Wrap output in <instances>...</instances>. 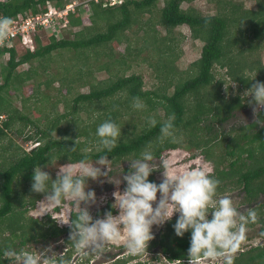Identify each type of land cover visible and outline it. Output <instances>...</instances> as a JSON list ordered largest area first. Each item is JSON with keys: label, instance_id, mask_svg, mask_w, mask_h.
<instances>
[{"label": "trees", "instance_id": "1", "mask_svg": "<svg viewBox=\"0 0 264 264\" xmlns=\"http://www.w3.org/2000/svg\"><path fill=\"white\" fill-rule=\"evenodd\" d=\"M47 1L61 9L70 0H0V18L13 19L18 14L43 12ZM191 1L122 0L111 4L104 0H87L77 5L74 11H69L65 16L67 25L59 27L63 34L66 30L71 33V38L51 34L49 41L44 42L40 33L44 29H38L31 34L33 49L26 47L23 53H18L16 45L5 48L9 50V58L5 64L0 62L3 77L0 115L5 114L6 118L0 125V137L5 135L6 129L15 127L16 119L30 121L23 110L13 106L8 94L11 93L8 89L10 83L14 89L20 90L31 75L29 70L17 72L16 68L25 63L32 65L33 61L43 65L52 54L62 59L64 50H73L75 54L67 58L60 72L66 99L74 94L75 83H87L89 86L88 92H77L72 97V113L80 108L89 110V106L99 110L100 103H104V112L79 132L72 131L68 135L66 130L67 137L63 139L51 137L59 121L56 119L48 129L37 133L36 147L20 150V146H15V150L20 152L0 169V264L9 263L8 258H3L7 247L19 251L30 242L62 235H68L64 240L70 244L71 250L64 256L70 261L75 249L69 241V225L59 226L50 215L45 220L27 215L28 207L35 205L41 193L30 199L24 195L19 197L15 185H25L21 194L30 193L34 167H43L54 157L74 163L85 157L96 160L105 155L100 150L96 128L109 118L117 122L123 113L153 112L148 114L139 130L133 125L131 133L122 135L112 152L106 154L112 165L137 158L146 146L155 150V158L170 148H195L213 163L212 174L220 181L216 197L238 187H242L243 199L250 204L259 195H264V115L253 122L222 129L223 123L233 117L234 112L249 105L247 100L250 97H245L244 93L246 89L256 81L264 82V62L261 59L264 51V2H257L251 9L237 0H207L213 2L215 12L205 15L192 6L182 8L183 2ZM86 4L89 14L82 16L87 11ZM182 24L187 25L191 36L203 45L199 58L184 72L186 77L183 74L176 79L175 61L179 53L175 50L178 39L173 32ZM157 25L164 29V34L155 28ZM74 27L78 28L72 31ZM123 42L124 50L118 51ZM2 48L0 57L4 51ZM145 50L149 51L151 58L157 56L153 65L164 81L159 92L144 90L140 74H126L130 66L128 59L133 61ZM218 68L225 69V77L222 74L217 76ZM94 71H105L108 76L95 80L92 78ZM90 78L95 81H89ZM226 79L227 91H231L230 85L234 82L235 93L225 94L222 90ZM137 98L145 105L143 109L134 108ZM159 110L163 111L162 116L158 115ZM69 114L65 112L62 116ZM153 117L157 120L155 127L149 124V118ZM169 117H174V137L161 143V124ZM81 136H86L91 143ZM89 145L93 149L86 151ZM7 147L0 145L2 150ZM149 180L155 181L153 172ZM263 207L264 201L253 207L257 218L248 221L247 225L261 223L260 231L264 238ZM109 210L115 212L108 203L105 208L98 209L96 215ZM175 220L173 218L166 224L157 242L171 261L188 258L190 245V233L186 232L183 237L175 235L172 227ZM6 232L8 234L4 236ZM128 258L122 257L110 263L124 264ZM234 264H264V242L241 251L235 256Z\"/></svg>", "mask_w": 264, "mask_h": 264}, {"label": "clouds", "instance_id": "2", "mask_svg": "<svg viewBox=\"0 0 264 264\" xmlns=\"http://www.w3.org/2000/svg\"><path fill=\"white\" fill-rule=\"evenodd\" d=\"M104 1L113 4L122 0H114L113 3ZM12 23L10 17L0 18V41L13 35ZM5 48H2L4 51L0 57V62L4 64L9 58V50ZM244 93L245 97H250L247 103L252 106L256 118L264 115V82L252 83ZM133 106L136 109L145 107L138 98ZM173 120L174 117H169L161 124V143L174 137ZM149 124L155 127L157 120L149 118ZM95 135L100 150L111 153L121 137V126L111 118L106 119L98 125ZM106 154L94 161L85 157L78 163L62 165L55 179L40 165L34 167L32 173L31 190L44 194V199L40 200L43 208L39 210L38 217L49 214L53 208L62 207L66 197L75 206V213L67 212V219L56 220L69 225V241L79 256H102L110 244H120L121 241L129 255L144 254L149 241L154 238L153 226L163 225L176 214L172 225L174 233L178 237L190 233V245L188 258L173 262L214 264L218 261L219 264H234V254L246 238L248 218L238 212L229 196L216 198L220 181L212 174L211 167L206 168L198 162L180 167L184 157L176 156L162 158L157 166L153 163L155 150L146 146L137 158L126 160L129 165L123 175L126 186L123 191L113 193L115 202L111 205V208L118 209V214L113 215L109 210L103 216L94 218L89 208L97 203V196L93 189L87 188V182L89 178H109L111 160ZM157 168L163 170V179L159 183L149 180L150 174ZM255 215V212L248 213L252 219ZM3 258H8L9 264H70L64 255L53 252L51 247L37 252L7 247Z\"/></svg>", "mask_w": 264, "mask_h": 264}, {"label": "rangeland", "instance_id": "3", "mask_svg": "<svg viewBox=\"0 0 264 264\" xmlns=\"http://www.w3.org/2000/svg\"><path fill=\"white\" fill-rule=\"evenodd\" d=\"M237 1L243 2L245 8L254 9L256 7L255 0ZM110 2H113V0H110ZM49 4L50 3L48 2L46 3L47 6ZM85 6L87 8V11L83 12L82 16H86L89 14V6L87 4ZM160 6H162V3H160ZM181 6L182 8L192 6L205 15L212 14L215 12L213 2H208L207 0H193L191 2H183ZM54 26L50 24V27H47L44 30L41 29L43 30L40 32L41 39L44 42L49 41L48 38L51 34H54V36L56 35L57 37H61V34H63L62 30L58 31V27H60L61 25H58L57 27ZM77 28L78 27H74L71 29L72 31H74ZM155 28L159 30V32L164 34V29L160 25H157ZM65 33H67V30ZM65 33L63 34L64 37H66V35L67 37H72L71 33ZM173 33L176 39H178V42L175 46V50L179 53V56L175 61V67L178 73L176 75L177 79L178 76L183 75L184 72L187 71V68L194 60L199 58L203 43L200 40L194 39L191 36L190 29L185 24H182L175 28ZM16 46V48L18 49V53H23L24 49L26 48L24 44H19L18 42H16ZM124 46L125 43L123 42L118 47V51L124 50ZM62 55L64 57L60 59L56 54H52L51 59L49 61H45L43 65L39 64L38 61H33L32 65L29 63H25L16 68L17 72L29 70V74L31 75L30 78L23 83L20 90L14 89V87H12V84L10 83L8 89L11 91V93L8 94L12 99L13 106H15L19 110H23L22 112L25 113L28 120L30 121L23 122L19 121V119H16L17 121L14 124L15 129H6L5 135H1L0 145L8 147L6 150L0 149V169H2V166H4L5 163H8V160L14 158L15 155L20 152L21 148L24 150H29L31 147H33L38 140L36 137L37 133L40 130L48 129L56 119H58L59 121L57 122V128L52 131L51 137L63 139L67 137L66 130L68 131V135H70V132L72 131L79 132L82 127L89 126L95 119L99 118V114H102L104 112V109H102V106H104L102 104L104 103H100L99 110H94V108L89 106V110L80 108L79 111H73L72 113V105L74 104L72 101V97L75 96L77 92H88L89 86L87 83H83L80 85L78 83H75L74 94L69 99H66V91L64 89V86H62L60 82V72L62 70V65L67 62V58L69 57L70 59V57H73L75 54L73 50H64L62 52ZM156 57L157 56L151 58L149 51L145 50L140 56L135 58L133 61L130 60L131 58H129L128 60L130 62V66L126 71V74H140L142 76V87L144 90L159 92L160 88L164 84V81L162 77L158 74L157 70L155 69V66L153 65V62ZM261 59L264 62V51L262 52ZM70 61L72 62L73 60ZM224 71L225 69L218 68L217 76H220L219 74H222V77H225ZM107 76L108 74L105 71H94L92 78L95 80H103L107 78ZM185 77L186 75L184 74V78ZM95 80H92L90 78L89 81ZM1 83H3L2 73H0V84ZM14 83L17 84V81L14 80ZM227 86L228 82L226 79L222 87V90L225 94H228L230 92L235 93L236 85L234 83H231L230 85L231 91H227ZM170 91L171 90H169V92ZM65 112H70V114L64 117L62 116V114H64ZM152 113L153 112L150 111L148 112L149 115H151ZM105 114L106 112L104 113V115ZM148 114L144 113L143 111H135L131 113H123L122 116H118L117 123L121 126V136H127L128 134H130L133 125H135L136 128L139 130V128L147 118ZM158 115L162 116L163 111L159 110ZM5 118V114L0 115V125L2 124V121L5 120ZM255 120L256 114L253 113L252 106L247 105L234 112L233 117H231L227 122L223 123L222 129L227 130L231 126L244 125ZM16 128H18V130L20 131H17ZM81 139L91 143L86 136H81ZM16 145L20 146V150H15ZM92 149L93 146L89 145L88 148H86V151H90ZM172 156H176L177 158L184 157V159L180 161V167H183L184 164L187 163L198 162L206 168L211 167L213 170L212 173L214 172L212 161L207 160L204 155L199 152V150L195 148H185L184 146L165 150L160 157L155 158L153 163L158 166L162 158H170ZM132 159L133 158L125 159L117 165L111 164L112 172L109 178L100 177L97 180H92L91 178L88 179L87 188L93 189L96 192L97 196V203L94 205H90L89 208L90 213L94 216V218L97 216H103L96 215L97 210L100 208H105L108 203L112 205L115 202V197L113 193L117 191H123V189L125 188L126 182L123 180V175L127 173L129 167L128 161L126 160ZM89 160L94 161L92 159ZM67 163L71 162L54 157L47 165L43 166L42 169L48 171L52 178L55 179L59 167ZM75 163L78 162H74V164ZM153 175L155 182L159 183L163 179V170L160 168L154 169ZM119 180L120 183L117 184ZM24 187L25 185L22 186V183L15 185V192H17L18 194L17 196L20 197L21 195H24L26 199H30L31 197H33V195L36 194V192L33 191H31L30 193L27 192L21 194ZM157 195L159 197V193ZM223 196H229L232 199L233 204L237 208L238 212L243 214L247 218H249L248 213L253 212V207L255 208V206L263 203L264 201V195H259L258 198H256L251 204L245 202L243 199L245 198V194L243 192L242 187L227 191L217 196L216 198L219 199ZM43 199L44 194L41 193V195L37 197L35 205L33 207H28L27 215L42 220H45V218L50 215L51 218H53L59 226H68V224H62L56 219H67V212L76 211L75 206L71 203V201L66 197L64 199L62 207L53 208L50 210L49 214L45 213L44 215L38 217L39 210L43 208V205L41 204L40 200ZM114 211L115 212L113 213V215L118 214V209H114ZM173 218H176V214H174L171 219ZM256 218L257 217H255V219ZM251 220L253 221L254 219H248V221ZM168 222L169 221L165 222L163 225L160 226H153L152 231L154 233V238L149 241L148 247L146 248V253L144 254L129 255L127 253V250L122 246L123 241H121L120 244H110L105 254L102 256H88L89 260L87 263H84L86 261L85 257L78 256L75 253L76 251H74L70 256L69 262H73V264H111L110 262L113 260L111 257H113L117 253H120V251H124L123 254H117V259H121L123 256V258H128L129 256L130 259L128 258L125 262H123L124 264H134L135 262H141L142 264H176V262H173L168 259L164 249L157 243L160 238V234L164 232L165 226ZM261 226V223L256 222L253 226L246 225V238L241 243L240 248L237 250L234 256L239 255L241 251H247L252 246H256L264 242V238L261 236L260 231ZM121 231L124 232L125 230L121 229ZM7 234L8 232L4 233V236ZM65 236L68 235H62L58 238L39 239L37 241L30 242L24 247V250L30 252H37L48 247H51V250L56 253L65 251L67 247L69 248V250H71L70 244L64 240ZM213 263L219 264L218 261Z\"/></svg>", "mask_w": 264, "mask_h": 264}, {"label": "built area", "instance_id": "4", "mask_svg": "<svg viewBox=\"0 0 264 264\" xmlns=\"http://www.w3.org/2000/svg\"><path fill=\"white\" fill-rule=\"evenodd\" d=\"M84 2L86 3L87 0L82 2L70 0L61 9H56L53 4L48 2L51 5L49 4L48 6H46V11L37 14H18L17 17H14L12 19L13 23L11 25V29L13 35H10L9 38L5 41H0V47L9 48L15 46V40H18L20 44H24L25 47L33 49L34 44L31 36L32 32H34L35 30L38 31V29H46L47 27H50V24L53 26L55 25L54 27H57L58 25H61L60 27L66 26L67 19L65 18V16L69 11H74V8L77 5ZM60 29L58 27V31H60ZM6 55L8 56V53H6Z\"/></svg>", "mask_w": 264, "mask_h": 264}, {"label": "flooded vegetation", "instance_id": "5", "mask_svg": "<svg viewBox=\"0 0 264 264\" xmlns=\"http://www.w3.org/2000/svg\"><path fill=\"white\" fill-rule=\"evenodd\" d=\"M62 239V238H61ZM68 252H69V248L67 247L66 249H65V251H62V252H60V254L61 255H67L68 254ZM76 253V252H75ZM124 253V251H120V253H117L118 255H120V254H123ZM77 254V253H76ZM117 254H115L113 257H111L113 260L112 261H114V260H116L117 259ZM78 255V254H77ZM79 256V255H78ZM124 257V256H123ZM85 259H86V261L84 262V263H87L88 262V260H89V257H85ZM109 260V259H108ZM111 261V262H112ZM70 264H73V262H71Z\"/></svg>", "mask_w": 264, "mask_h": 264}]
</instances>
